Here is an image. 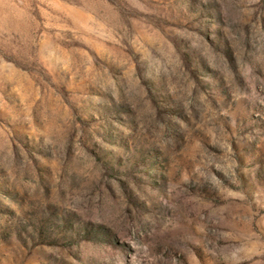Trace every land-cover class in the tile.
<instances>
[{"label":"rangeland","instance_id":"rangeland-1","mask_svg":"<svg viewBox=\"0 0 264 264\" xmlns=\"http://www.w3.org/2000/svg\"><path fill=\"white\" fill-rule=\"evenodd\" d=\"M0 264H264V0H0Z\"/></svg>","mask_w":264,"mask_h":264}]
</instances>
